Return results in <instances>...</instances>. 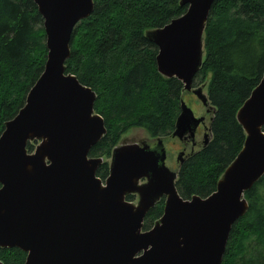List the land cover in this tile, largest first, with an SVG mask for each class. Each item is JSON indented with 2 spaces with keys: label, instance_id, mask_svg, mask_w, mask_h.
I'll list each match as a JSON object with an SVG mask.
<instances>
[{
  "label": "water",
  "instance_id": "95a60500",
  "mask_svg": "<svg viewBox=\"0 0 264 264\" xmlns=\"http://www.w3.org/2000/svg\"><path fill=\"white\" fill-rule=\"evenodd\" d=\"M31 1L47 54L24 105L0 134V248L24 252L23 264H221L231 227L248 208L244 193L264 176V73L236 113L242 148L210 195L179 196L178 173L166 167L160 138L153 146L114 147L102 181L96 177L102 158L89 156L106 132L95 93L65 71L72 31L91 14L93 0ZM212 2L181 0V16L146 33L157 48L158 72L178 79L183 91L192 90L203 62ZM193 94L208 104L201 88ZM201 122L181 99L171 137L193 142ZM130 194L138 195L136 204L126 200ZM161 199V217L143 231Z\"/></svg>",
  "mask_w": 264,
  "mask_h": 264
},
{
  "label": "trees",
  "instance_id": "16d2710c",
  "mask_svg": "<svg viewBox=\"0 0 264 264\" xmlns=\"http://www.w3.org/2000/svg\"><path fill=\"white\" fill-rule=\"evenodd\" d=\"M181 0H93L91 14L71 35L65 71L95 93L94 111L104 121L103 137L89 151L103 158L96 171L108 175L111 152L129 129L152 138L172 134L183 84L162 76L157 48L146 33L181 16ZM204 57L195 79L207 81L214 108L205 146L178 166L177 193L204 198L216 190L226 167L242 148L236 113L264 73V0H213L204 29ZM47 49L42 19L31 0H0V134L24 105L43 70ZM264 129V128H263ZM28 152L34 145L28 143ZM248 208L231 227L221 264H264V176L244 193ZM131 200V196H128ZM164 199L146 214L150 229ZM18 248H0L2 264H23Z\"/></svg>",
  "mask_w": 264,
  "mask_h": 264
},
{
  "label": "rangeland",
  "instance_id": "374dc122",
  "mask_svg": "<svg viewBox=\"0 0 264 264\" xmlns=\"http://www.w3.org/2000/svg\"><path fill=\"white\" fill-rule=\"evenodd\" d=\"M149 32V31H148ZM207 81H205V85L203 87V94L206 95V87H207ZM189 92H183L182 94V100L184 101V103L192 110L194 109L193 105H192V101L189 98ZM193 98V94L190 95ZM197 103V101H196ZM210 105V104H208ZM193 111V110H192ZM214 112V108H210L209 110V114L206 118V122L209 125L210 121H211V116L212 113ZM194 115L197 117V113L195 111H193ZM180 141L177 138H172V137H166L163 138L162 143H163V147L165 149V154H166V159H165V165L168 169H170L171 171H177L178 166L180 165L179 162H177V156H176V151L177 148L175 150V142ZM143 142L148 143V145L153 146L156 143V138H152L150 137L145 131L139 129V128H132L129 129L128 131H126L121 137L120 140L117 144V146L120 145H127V144H134V143H138L141 144ZM181 142V141H180ZM32 143L34 145V147L38 144V141H32L29 142ZM201 147H195L194 151L198 150ZM103 161V158H102ZM104 161H110V159H104ZM128 196H131V200H128ZM126 196V200L129 202H132L133 204H136L138 201V195L137 194H130ZM143 231H145L144 227L142 228Z\"/></svg>",
  "mask_w": 264,
  "mask_h": 264
},
{
  "label": "flooded vegetation",
  "instance_id": "af4514ba",
  "mask_svg": "<svg viewBox=\"0 0 264 264\" xmlns=\"http://www.w3.org/2000/svg\"><path fill=\"white\" fill-rule=\"evenodd\" d=\"M204 85H205V81L197 80V79L194 78L193 81H192V90L183 91V92H189V94L192 95L193 94V90L198 89V88H201L202 92H203ZM190 95H189L188 99H191V101L193 102L192 105H193L194 109H192V110L197 113V118H199V117L203 118V122H201L196 127L195 132H194V140H193V142L192 141L180 140L181 142L178 141V142L174 143L175 150L177 148L176 156H177V159H179V160L181 158H183V160H184V158L187 155L193 153L195 147H202L204 142L207 140V136H208V130H207L208 124L206 122V118H207V116L209 114L210 107L208 106V104L204 105L201 102V100L198 99L194 94H193V98ZM196 101H197V103H196Z\"/></svg>",
  "mask_w": 264,
  "mask_h": 264
}]
</instances>
